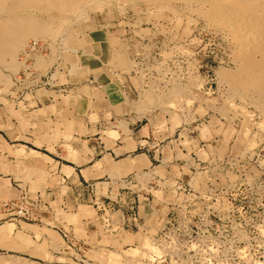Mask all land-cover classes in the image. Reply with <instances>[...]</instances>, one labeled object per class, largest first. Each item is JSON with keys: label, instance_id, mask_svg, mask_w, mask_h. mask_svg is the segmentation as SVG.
Listing matches in <instances>:
<instances>
[{"label": "rangeland", "instance_id": "obj_1", "mask_svg": "<svg viewBox=\"0 0 264 264\" xmlns=\"http://www.w3.org/2000/svg\"><path fill=\"white\" fill-rule=\"evenodd\" d=\"M50 1L0 13V129L49 142L70 162L99 150L77 143L124 140L128 122L147 119L160 133L159 166L149 176L119 163L103 180L112 192L91 199L93 182L79 196L45 157L0 136V264H264V83L241 69L261 52L243 49L197 0ZM88 54L112 72L122 102L82 120L61 97ZM40 87L55 89L61 108L47 128L26 115Z\"/></svg>", "mask_w": 264, "mask_h": 264}, {"label": "crops", "instance_id": "obj_2", "mask_svg": "<svg viewBox=\"0 0 264 264\" xmlns=\"http://www.w3.org/2000/svg\"><path fill=\"white\" fill-rule=\"evenodd\" d=\"M77 62L79 63L77 73L73 72L72 76H69L67 80L70 84L75 85V87H73L75 90H69L70 94L64 97L62 96L61 99H66L67 101L71 100V102L74 101L79 104L78 107L74 108L73 114L76 113L75 117H80L82 120H84V118H96V116H100V112L104 115H106L107 112L111 113V111L115 113L116 108L121 105L122 96L114 82L112 72L101 65L100 60L91 54L82 56ZM60 78L63 80L66 78V75ZM54 92L55 89L49 90V88L40 87L28 96V100L32 102L35 108L26 114L34 118L35 125L32 127L38 126L40 128H47V124L51 122V118L60 114L61 108H56V103H53L57 99H51L56 98ZM100 104L103 105L101 110ZM91 126L90 128H93V123ZM126 128L129 136L124 140H112L109 145H107V141H98L97 138H92L91 141L77 143V150H83L85 145L88 148L90 146L95 152L99 150L96 156L88 160L84 159L83 151L77 152L76 155L73 154L75 156H73L74 158L70 162H67L63 157L53 152H47L49 142L48 144H45V142L41 144L39 141L40 144H38V142L37 144H33L30 141H26L23 136L18 139V135L9 134L7 129L5 130L3 128L0 129V136L6 141H17L20 147L29 148L39 156L45 157L56 167L60 175L59 177L70 179L76 183L78 186L77 190L80 191V193H78L79 196L81 194L86 195L87 193H85V191H88L90 182H93L99 193L97 194V192L94 191L92 196L89 194L92 199L93 196L105 197L108 192H112V188L110 189L111 181L105 182L103 180L105 178H111L110 175L115 173L114 171L117 170L116 165H119V163H124L125 166L120 169L122 171H129L128 174H137L140 171L141 173L143 172V174L145 173V175L149 174V176L150 172H153V168H156V165L159 166L158 157L160 154H158V143L161 141V137L156 126L146 119L145 122L142 120L128 122ZM85 129H89V127H84V125L81 124L77 125L75 128L77 132L81 133L85 131ZM116 132H118V129ZM27 138L30 139L29 136H27ZM100 143H103V145H100ZM137 149L141 150L139 154L143 155L142 157L136 158L135 155L133 158H129V156H131L130 154L124 156ZM151 178H154V176L152 175ZM3 182L4 178H0L1 197L4 195ZM86 187L87 190H85ZM38 216L39 220L42 221V215L38 214ZM50 257L58 261L57 258L61 257V255L51 253Z\"/></svg>", "mask_w": 264, "mask_h": 264}, {"label": "bare ground", "instance_id": "obj_3", "mask_svg": "<svg viewBox=\"0 0 264 264\" xmlns=\"http://www.w3.org/2000/svg\"><path fill=\"white\" fill-rule=\"evenodd\" d=\"M13 1V0H12ZM11 1V2H12ZM32 1H34L33 3H31ZM47 6L50 5V7L53 9V7L51 6L52 4H49L47 0H14L15 3H13L12 5H8L6 1H0V13L4 12L7 15H9L8 13H14L15 15L17 13L21 14V12H26L27 9L26 8H30V6L34 5V3L36 2L37 4H42L45 3ZM58 0L54 1L52 0V2L54 4H58L60 7V4L57 3ZM61 1V0H60ZM66 1V0H65ZM71 1V0H70ZM79 1V0H78ZM116 1V0H115ZM122 1V0H121ZM193 1V0H192ZM203 4H208L209 5V9L205 11V13L210 16L214 20H218L221 23L225 24L226 26L229 27V29L233 32V35L240 40V42L242 43L243 49L245 45H249L250 43L254 45L255 50H259L262 54V59H260L259 61H253L252 59H250L249 56H244V61L246 64H242V68L241 69H247L250 70L251 72V76H250V84L252 86H261V84L264 83V0H197ZM10 2V1H9ZM10 2V3H11ZM50 1V3H52ZM64 2V0L62 1ZM61 2V5H63V3ZM68 2V1H67ZM66 2V3H67ZM132 2V1H131ZM65 3V2H64ZM74 3V2H73ZM123 3V2H121ZM192 3V2H191ZM53 4V6H54ZM186 4V2H185ZM194 4V2H193ZM38 5V6H39ZM44 5V4H42ZM166 5V4H165ZM37 6V9H38ZM45 6V7H47ZM203 6V5H202ZM35 7V6H33ZM43 6H41L42 9ZM56 7V5H55ZM59 7L57 8L56 11L59 10ZM32 8V7H31ZM49 8V7H47ZM50 8V9H51ZM194 8V7H193ZM44 9V7H43ZM46 9V8H45ZM49 9V10H50ZM60 8V11H62ZM195 9V8H194ZM202 9V8H201ZM205 9V8H204ZM64 10H65V5H64ZM63 10V11H64ZM59 11V12H60ZM199 11V10H198ZM45 12V11H44ZM197 12V10L195 11ZM199 13V12H197ZM5 14V15H6ZM29 14V13H28ZM71 14V13H70ZM4 15V21L5 18ZM27 15V14H26ZM17 16V15H16ZM1 17H3L1 15ZM11 17V15H10ZM27 17V16H26ZM204 17V16H203ZM20 18V17H19ZM9 19V18H8ZM206 19V18H205ZM13 20V19H12ZM20 20V19H19ZM22 20V18H21ZM29 20V19H28ZM208 20V19H207ZM17 21V20H16ZM6 22H8L6 20ZM23 22V21H22ZM25 22V21H24ZM32 22V21H31ZM29 24V23H28ZM31 24V23H30ZM29 24V25H30ZM36 24V23H35ZM220 24V23H219ZM25 25V24H24ZM28 25V26H29ZM38 25V24H37ZM7 26V25H6ZM224 26V25H223ZM9 27V25L7 26ZM24 27V26H23ZM2 29V28H1ZM8 29V28H7ZM228 29V30H229ZM5 30V29H4ZM23 30V29H22ZM37 30V29H36ZM229 30V32H230ZM1 31V30H0ZM9 31V30H8ZM26 32V30H23ZM22 31V32H23ZM223 31V30H222ZM6 32V30L4 31ZM228 32V31H226ZM28 33V32H27ZM30 33V32H29ZM36 33V32H35ZM5 34V33H4ZM29 35V34H28ZM33 35V34H32ZM228 36V35H227ZM225 36V37H227ZM36 37V36H35ZM229 37V36H228ZM233 37V36H232ZM227 40V39H226ZM234 40V39H233ZM252 46V45H251ZM248 48V47H247ZM252 48V47H251ZM253 48V49H254ZM242 50V49H240ZM246 48L245 51H242L243 53H248L249 51L246 52ZM249 50V48H248ZM235 53V52H233ZM237 53L239 55H241L243 57V54H240V52L237 51ZM254 53V52H253ZM251 54V53H250ZM257 54V53H256ZM236 55V56H239ZM256 57V56H255ZM236 58V57H235ZM241 58V57H239ZM257 58V57H256ZM259 58V57H258ZM238 59V58H237ZM242 60V59H241ZM243 61V62H244ZM240 62V61H239ZM240 64V63H239ZM238 64V65H239ZM239 68V67H238ZM242 72V70H241ZM239 72V73H241ZM249 72V73H250ZM234 73V72H233ZM245 74V73H244ZM247 75V73H246ZM226 78L227 75L225 74ZM240 76V74H239ZM237 73L236 75H233L231 77V79H233V81H236L238 79ZM242 76V75H241ZM249 76V75H247ZM247 78V77H246ZM228 79L230 80V78L228 77ZM227 79V81H228ZM245 83V81H243ZM242 82V83H243ZM247 82V81H246ZM243 83V85H244ZM236 85V84H235ZM239 85V82H238ZM242 85V86H243ZM246 85V84H245ZM249 86V85H248ZM247 87V86H246ZM246 87H242L243 90L245 91L244 88ZM263 87V86H262ZM252 88V87H251ZM247 90V89H246ZM260 90V89H259ZM262 90V89H261ZM255 91V90H254ZM258 91V90H257ZM263 91V90H262ZM247 92V91H246ZM264 92V91H263ZM260 93V92H259ZM264 96V95H263Z\"/></svg>", "mask_w": 264, "mask_h": 264}, {"label": "built area", "instance_id": "obj_4", "mask_svg": "<svg viewBox=\"0 0 264 264\" xmlns=\"http://www.w3.org/2000/svg\"><path fill=\"white\" fill-rule=\"evenodd\" d=\"M40 45L36 44V43H33L32 46H31V49H36L39 47Z\"/></svg>", "mask_w": 264, "mask_h": 264}]
</instances>
